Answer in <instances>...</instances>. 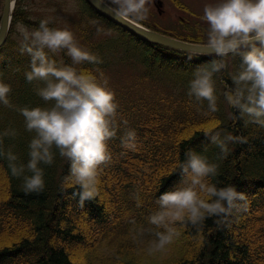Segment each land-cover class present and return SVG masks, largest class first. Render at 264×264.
Instances as JSON below:
<instances>
[{
    "label": "trees",
    "instance_id": "trees-1",
    "mask_svg": "<svg viewBox=\"0 0 264 264\" xmlns=\"http://www.w3.org/2000/svg\"><path fill=\"white\" fill-rule=\"evenodd\" d=\"M79 1L66 43L16 0L0 47V264H80L68 248L125 220L174 240L169 264H264V43L186 53ZM103 1L194 44L255 36L264 19V0H238L231 30L190 38Z\"/></svg>",
    "mask_w": 264,
    "mask_h": 264
},
{
    "label": "rangeland",
    "instance_id": "rangeland-1",
    "mask_svg": "<svg viewBox=\"0 0 264 264\" xmlns=\"http://www.w3.org/2000/svg\"><path fill=\"white\" fill-rule=\"evenodd\" d=\"M22 1L24 6H19L21 11L25 14L30 13L33 22H39V19L55 22L56 27L52 30L63 33L67 43L68 27L76 18L80 6L79 0ZM110 1L122 11L145 20L155 29L169 32L177 30V34H174H184L190 38H195L197 33H205L202 37L206 39L209 27L223 31L231 30L240 21L243 12V6L238 0H161L162 5L158 9L153 4V0ZM259 2L260 0H253V7ZM2 8L3 0H0V16ZM223 15H226V19L219 20L218 18ZM182 25L184 26L181 28ZM186 27L190 30H186ZM12 31L28 38L33 36L28 33L30 28L23 24H18L15 28L13 26ZM34 38L45 40L38 35H34ZM47 41V45H52V39ZM131 75V72L126 73V76ZM90 234L92 235L91 231ZM94 236L96 235L85 237V244L90 242V238L94 239L92 245H87V249L78 245L68 248L72 257L76 259L75 263L125 264V260L128 264H169L178 253L177 249L171 247L174 240L171 243L163 239L162 234L159 233L157 236L144 222L131 226L125 220L113 229L112 237L103 242H98L99 237L95 239Z\"/></svg>",
    "mask_w": 264,
    "mask_h": 264
},
{
    "label": "water",
    "instance_id": "water-1",
    "mask_svg": "<svg viewBox=\"0 0 264 264\" xmlns=\"http://www.w3.org/2000/svg\"><path fill=\"white\" fill-rule=\"evenodd\" d=\"M99 14L107 17L115 24L127 29L145 42L163 45L182 52L192 53L197 55H225L236 52L244 48H250L264 43V19L263 29L258 34L252 37L227 41L219 44H194L181 41L166 35L160 34L146 28L138 22L130 19L120 13L103 0H86ZM158 3H161L157 0ZM16 0H3V8L0 17V47L5 43L8 36L11 20L13 16Z\"/></svg>",
    "mask_w": 264,
    "mask_h": 264
},
{
    "label": "flooded vegetation",
    "instance_id": "flooded-vegetation-1",
    "mask_svg": "<svg viewBox=\"0 0 264 264\" xmlns=\"http://www.w3.org/2000/svg\"><path fill=\"white\" fill-rule=\"evenodd\" d=\"M154 1V0H153ZM153 4L155 5V7L157 8V6H158V3L157 2H153ZM158 9V8H157Z\"/></svg>",
    "mask_w": 264,
    "mask_h": 264
}]
</instances>
